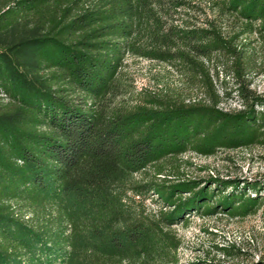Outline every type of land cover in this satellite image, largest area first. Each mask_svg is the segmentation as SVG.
<instances>
[{
    "label": "trees",
    "instance_id": "trees-1",
    "mask_svg": "<svg viewBox=\"0 0 264 264\" xmlns=\"http://www.w3.org/2000/svg\"><path fill=\"white\" fill-rule=\"evenodd\" d=\"M196 6L0 0V264H170L182 246L173 227L191 216L264 219V175L164 174L189 152L264 148V96L243 80V52L213 20H185ZM217 6L264 36V0ZM128 55L169 64L204 97L130 104ZM224 58L239 110L220 107L209 64ZM145 194L158 212L133 198Z\"/></svg>",
    "mask_w": 264,
    "mask_h": 264
},
{
    "label": "rangeland",
    "instance_id": "rangeland-1",
    "mask_svg": "<svg viewBox=\"0 0 264 264\" xmlns=\"http://www.w3.org/2000/svg\"><path fill=\"white\" fill-rule=\"evenodd\" d=\"M196 11L184 19L198 26L214 21L224 36L234 39V46L243 52L244 81L259 95L264 96V36L250 34L246 22L232 15H221L220 0H191ZM181 24V22H178ZM231 59L214 60L209 64L225 111L243 108L237 93ZM126 71L135 94L127 97L130 104L147 95H174L202 99L204 94L189 83L185 76L169 64L150 61L133 55L126 58ZM219 72V76L217 75ZM141 93L142 95H138ZM166 176L186 179H205L220 174L238 179L264 175V148L260 146L237 151H221L215 157H204L189 152L165 164ZM154 177V175H153ZM165 176H160L164 178ZM147 211L156 213L161 205L153 194L134 196ZM29 217H31L29 215ZM182 241L176 262L170 264H248L264 261V219L262 213L247 218L220 214L211 217L191 216L173 227Z\"/></svg>",
    "mask_w": 264,
    "mask_h": 264
}]
</instances>
